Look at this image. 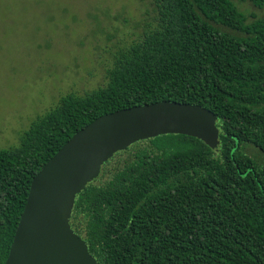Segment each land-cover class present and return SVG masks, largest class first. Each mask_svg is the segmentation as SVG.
<instances>
[{"label": "trees", "instance_id": "16d2710c", "mask_svg": "<svg viewBox=\"0 0 264 264\" xmlns=\"http://www.w3.org/2000/svg\"><path fill=\"white\" fill-rule=\"evenodd\" d=\"M151 2L152 25L114 53L105 85L63 96L0 149V264L62 145L101 115L159 101L213 112L218 146L162 134L117 151L75 196L71 228L100 264H264V15L249 20L234 0Z\"/></svg>", "mask_w": 264, "mask_h": 264}, {"label": "rangeland", "instance_id": "374dc122", "mask_svg": "<svg viewBox=\"0 0 264 264\" xmlns=\"http://www.w3.org/2000/svg\"><path fill=\"white\" fill-rule=\"evenodd\" d=\"M234 2L249 20L264 15ZM153 21L151 0H0V149L17 145L63 96L105 85L114 53Z\"/></svg>", "mask_w": 264, "mask_h": 264}, {"label": "water", "instance_id": "95a60500", "mask_svg": "<svg viewBox=\"0 0 264 264\" xmlns=\"http://www.w3.org/2000/svg\"><path fill=\"white\" fill-rule=\"evenodd\" d=\"M217 116L198 104L159 101L106 113L75 132L33 177L4 264H100L70 226L75 196L103 162L136 141L185 134L215 149Z\"/></svg>", "mask_w": 264, "mask_h": 264}]
</instances>
